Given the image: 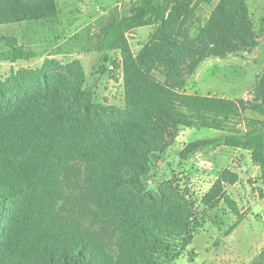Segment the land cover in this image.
Masks as SVG:
<instances>
[{
  "label": "trees",
  "instance_id": "1",
  "mask_svg": "<svg viewBox=\"0 0 264 264\" xmlns=\"http://www.w3.org/2000/svg\"><path fill=\"white\" fill-rule=\"evenodd\" d=\"M194 15L187 0L172 9L170 0H135L101 25L96 49L123 52L125 106L97 101L79 60L46 58L0 76V264H172L192 243L187 201L144 181L154 154L173 144L178 126L222 129L248 109L264 115V73L252 100L183 90L205 58L259 44L246 0H222L191 45L174 32ZM59 16L57 0H0V25ZM144 24L156 26L154 39L134 54L127 32ZM0 40V61L41 55L14 35ZM220 142L251 150L264 182V129L192 140L179 156ZM238 180L223 169L204 199L222 197L239 216L228 235L243 215L223 184ZM251 264H264V248Z\"/></svg>",
  "mask_w": 264,
  "mask_h": 264
},
{
  "label": "rangeland",
  "instance_id": "2",
  "mask_svg": "<svg viewBox=\"0 0 264 264\" xmlns=\"http://www.w3.org/2000/svg\"><path fill=\"white\" fill-rule=\"evenodd\" d=\"M57 1L60 16L56 22L0 25V34L14 35L18 44L33 47L41 54L31 60H20L16 66L0 61V76L7 77L13 68H36L46 58L62 64L79 60L86 72L87 85L95 88L97 101L125 106L123 52L121 49L100 52L96 45L101 25L121 16L135 0ZM187 1L195 8V15L189 22L178 25L174 33L182 42L193 45L196 33L222 0ZM179 3L180 0H170V9ZM246 3L259 44L253 49L205 58L193 73L185 75V92L253 99V90L264 73V0H246ZM155 29L153 24H144L127 32L134 54L154 39ZM4 43L0 40V51ZM155 75L165 79L158 71ZM260 129H264V115L248 109L226 121L222 129L178 126L173 144L165 152L154 154L153 170L144 177L147 187L157 190L165 186L178 202L186 200L193 214L192 243L172 264H251L264 248V182L253 152L220 142L200 149L189 158L179 156L189 141ZM225 168L239 173L236 183L224 182L223 192L235 201L243 215L229 235L228 230L239 216L222 197L218 201L214 199L215 205L204 200Z\"/></svg>",
  "mask_w": 264,
  "mask_h": 264
},
{
  "label": "crops",
  "instance_id": "3",
  "mask_svg": "<svg viewBox=\"0 0 264 264\" xmlns=\"http://www.w3.org/2000/svg\"><path fill=\"white\" fill-rule=\"evenodd\" d=\"M19 61H20V60H19ZM17 62H18V61H17ZM9 63L12 64V65L14 64L15 66H16V64H17L16 62H10V61H9Z\"/></svg>",
  "mask_w": 264,
  "mask_h": 264
}]
</instances>
